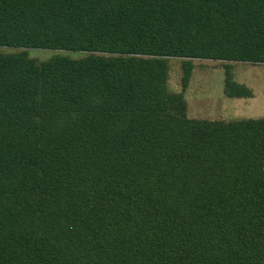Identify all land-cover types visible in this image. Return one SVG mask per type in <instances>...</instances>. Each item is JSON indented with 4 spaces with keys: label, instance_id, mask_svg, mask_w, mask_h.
<instances>
[{
    "label": "trees",
    "instance_id": "1",
    "mask_svg": "<svg viewBox=\"0 0 264 264\" xmlns=\"http://www.w3.org/2000/svg\"><path fill=\"white\" fill-rule=\"evenodd\" d=\"M0 48L83 54L0 53V264H264V119L167 87L264 65V0H0Z\"/></svg>",
    "mask_w": 264,
    "mask_h": 264
},
{
    "label": "rangeland",
    "instance_id": "2",
    "mask_svg": "<svg viewBox=\"0 0 264 264\" xmlns=\"http://www.w3.org/2000/svg\"><path fill=\"white\" fill-rule=\"evenodd\" d=\"M21 51H25L27 56L38 62L49 60L56 55L68 56L70 58H80L83 54L72 52H58L48 50H36V49H12V48H0V53L14 54ZM182 60L181 59H169L168 60V81L167 87L170 92L182 93L185 98L186 106H189L187 110V117L190 119L204 120L208 118L206 116V110L208 105L216 103L215 98H219L221 90H223L224 73L228 72L230 75L238 73V71H254L259 69L262 65H252L248 63H235V62H222L211 60H192V72L189 79V84L185 91L182 89ZM248 80V77H245ZM261 82L260 76L258 82ZM258 86V85H257ZM207 96V97H205ZM207 99H205V98ZM259 100L264 101V96H260ZM262 101H259L260 103ZM213 118V117H211ZM210 120V119H209Z\"/></svg>",
    "mask_w": 264,
    "mask_h": 264
},
{
    "label": "crops",
    "instance_id": "3",
    "mask_svg": "<svg viewBox=\"0 0 264 264\" xmlns=\"http://www.w3.org/2000/svg\"><path fill=\"white\" fill-rule=\"evenodd\" d=\"M261 65L262 66L257 70H241L238 71V73L231 75L232 81L234 83L245 87L249 91L250 95L248 97H228L224 90L226 77L224 73L223 90L220 92L221 96L214 99L216 103L212 104L211 106L208 105L206 110L202 111L203 113L207 111L206 116H208V118L204 120L229 122L248 119H264V101L259 100L260 96H264V65ZM259 76L261 82L257 83ZM245 77H248L249 79L246 80ZM259 101L262 102L260 103ZM189 109L190 107L187 106L188 111Z\"/></svg>",
    "mask_w": 264,
    "mask_h": 264
}]
</instances>
